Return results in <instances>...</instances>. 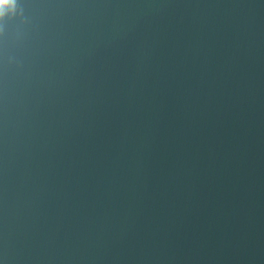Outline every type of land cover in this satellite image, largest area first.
I'll return each mask as SVG.
<instances>
[{"label":"water","instance_id":"95a60500","mask_svg":"<svg viewBox=\"0 0 264 264\" xmlns=\"http://www.w3.org/2000/svg\"><path fill=\"white\" fill-rule=\"evenodd\" d=\"M4 264H264V0H0Z\"/></svg>","mask_w":264,"mask_h":264},{"label":"snow or ice","instance_id":"6c2138e0","mask_svg":"<svg viewBox=\"0 0 264 264\" xmlns=\"http://www.w3.org/2000/svg\"><path fill=\"white\" fill-rule=\"evenodd\" d=\"M6 23V17L0 18V27H2Z\"/></svg>","mask_w":264,"mask_h":264},{"label":"clouds","instance_id":"9594fccd","mask_svg":"<svg viewBox=\"0 0 264 264\" xmlns=\"http://www.w3.org/2000/svg\"><path fill=\"white\" fill-rule=\"evenodd\" d=\"M0 33H3L2 27H0ZM0 264H4V261L2 259H0Z\"/></svg>","mask_w":264,"mask_h":264}]
</instances>
